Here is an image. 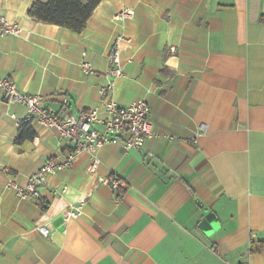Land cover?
Masks as SVG:
<instances>
[{
    "label": "crops",
    "instance_id": "obj_1",
    "mask_svg": "<svg viewBox=\"0 0 264 264\" xmlns=\"http://www.w3.org/2000/svg\"><path fill=\"white\" fill-rule=\"evenodd\" d=\"M32 2L0 0L20 28L0 38V74L61 118L76 115L101 106L108 52L124 35L109 94L122 106L146 99L160 136L144 150L105 144L94 174L78 151L38 199L22 200L9 183L64 162L72 145L0 92V264H264L250 251L264 239V0H102L80 33L35 21ZM122 10L132 18L114 20ZM82 52L96 76L81 71ZM24 122L36 135L17 143ZM113 177L115 190L102 183Z\"/></svg>",
    "mask_w": 264,
    "mask_h": 264
},
{
    "label": "built area",
    "instance_id": "obj_2",
    "mask_svg": "<svg viewBox=\"0 0 264 264\" xmlns=\"http://www.w3.org/2000/svg\"><path fill=\"white\" fill-rule=\"evenodd\" d=\"M132 16V11L122 10L114 15V20L131 19ZM19 32L20 28L9 21L0 11V38L18 35ZM123 42L129 43L130 38L118 35L109 49L108 66L104 74L108 82L105 87L99 90L102 96L101 106L80 110L78 114H70L66 118H61L57 110L46 108L42 96L22 92L14 81L0 74V92L4 103H17L24 106L30 113L29 121H37L42 126L55 128L72 145V151L67 154L64 162L57 163L48 160L35 173L28 176L24 185H19L14 181L9 183L20 199H38V189L46 184V176L70 166L78 151L90 154L91 160L87 171L94 174L100 164L98 150L105 144L118 143L126 150H144L146 141L160 136L153 128L150 119L151 108L146 99L141 98L122 106L117 104L109 94L114 87L116 78L123 76L119 54L120 44ZM81 55V71L84 74L96 76L98 72L85 59L86 52H82ZM62 102L65 106L66 100L63 99ZM191 141L196 143L195 138H192ZM102 183L111 190L117 189L120 185L117 177L105 178ZM65 189L66 187H63L62 191ZM83 204L84 198L82 197L75 206L65 208L63 211L64 221L68 222L72 218H77L81 214ZM37 230L45 237L51 235L50 230L44 225L37 226Z\"/></svg>",
    "mask_w": 264,
    "mask_h": 264
},
{
    "label": "trees",
    "instance_id": "obj_3",
    "mask_svg": "<svg viewBox=\"0 0 264 264\" xmlns=\"http://www.w3.org/2000/svg\"><path fill=\"white\" fill-rule=\"evenodd\" d=\"M102 0H33L28 15L37 22L57 25L74 33H80L86 27L94 9ZM36 132L31 122L20 125L15 141L22 143L34 139ZM250 251H264V239L251 242Z\"/></svg>",
    "mask_w": 264,
    "mask_h": 264
},
{
    "label": "water",
    "instance_id": "obj_4",
    "mask_svg": "<svg viewBox=\"0 0 264 264\" xmlns=\"http://www.w3.org/2000/svg\"><path fill=\"white\" fill-rule=\"evenodd\" d=\"M204 211L206 212L207 210L204 209ZM215 222L216 221L214 219V216L213 215H210V214H207L205 216V218L202 220V222L200 223V228L202 229V231L205 234H210L213 231V229H214V223Z\"/></svg>",
    "mask_w": 264,
    "mask_h": 264
}]
</instances>
